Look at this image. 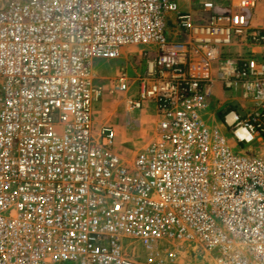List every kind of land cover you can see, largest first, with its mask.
<instances>
[{
	"label": "built area",
	"instance_id": "obj_1",
	"mask_svg": "<svg viewBox=\"0 0 264 264\" xmlns=\"http://www.w3.org/2000/svg\"><path fill=\"white\" fill-rule=\"evenodd\" d=\"M100 61L119 63L108 93L129 115L153 112L129 160L95 126ZM185 249L264 264V28L210 2L0 1V264H174Z\"/></svg>",
	"mask_w": 264,
	"mask_h": 264
},
{
	"label": "rangeland",
	"instance_id": "obj_2",
	"mask_svg": "<svg viewBox=\"0 0 264 264\" xmlns=\"http://www.w3.org/2000/svg\"><path fill=\"white\" fill-rule=\"evenodd\" d=\"M1 2H8L11 0H0ZM181 9V6L186 7V2L190 0H175ZM194 2H202L201 5L206 3V0H192ZM226 0H210L207 2L213 3L217 2L221 5L226 4ZM261 1V0H260ZM214 5V4H213ZM261 10H264V2L261 5ZM256 11L252 14V20L257 24H261V21H258V17L256 18ZM257 19V20H255ZM99 64V72L101 78V84L105 88L104 96L99 103L98 107L94 111V122L96 128H100L103 125H109L114 129L116 135V143L119 149L120 154L126 159L133 158L142 148L146 146V144L152 139L154 135V117L153 112L149 108H144V110L139 113H135L129 115L126 109V103L123 101L121 96H113L109 95L108 90L111 86V82L113 77L117 72V68L119 63H110L109 65L105 64V62L100 61L97 62ZM216 96H221L219 91L216 92ZM227 97V96H226ZM220 99V107L221 110L224 107L232 106V96L228 98ZM219 110V109H218ZM222 116L221 112L217 113V119ZM216 126L217 123H215ZM206 257L203 254L199 255L192 254L190 256H186V249L183 250L175 260L174 264H209ZM71 264V263H67Z\"/></svg>",
	"mask_w": 264,
	"mask_h": 264
},
{
	"label": "crops",
	"instance_id": "obj_3",
	"mask_svg": "<svg viewBox=\"0 0 264 264\" xmlns=\"http://www.w3.org/2000/svg\"><path fill=\"white\" fill-rule=\"evenodd\" d=\"M210 1V0H206ZM264 0H226L224 5H221L217 2H213V4L216 6V9L219 11H226L227 13H233L235 12H243L246 14L249 19L251 20V15L254 14L256 11V18L258 21H261V24H257L255 21L252 20V24L264 28V10H261V5L263 4ZM203 1L201 2H194L192 0L186 2V7L181 6V10L184 12L189 13H199L202 10ZM251 4V6H250ZM248 5V6H247ZM207 19V15H205V18ZM255 19V20H257Z\"/></svg>",
	"mask_w": 264,
	"mask_h": 264
}]
</instances>
